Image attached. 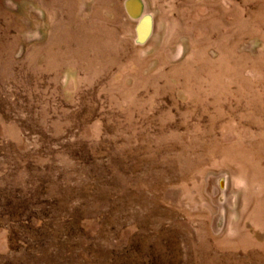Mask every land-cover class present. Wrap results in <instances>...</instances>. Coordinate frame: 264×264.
Instances as JSON below:
<instances>
[{
	"label": "rangeland",
	"instance_id": "374dc122",
	"mask_svg": "<svg viewBox=\"0 0 264 264\" xmlns=\"http://www.w3.org/2000/svg\"><path fill=\"white\" fill-rule=\"evenodd\" d=\"M0 264H264V0H0Z\"/></svg>",
	"mask_w": 264,
	"mask_h": 264
},
{
	"label": "water",
	"instance_id": "95a60500",
	"mask_svg": "<svg viewBox=\"0 0 264 264\" xmlns=\"http://www.w3.org/2000/svg\"><path fill=\"white\" fill-rule=\"evenodd\" d=\"M149 30H150V21H149V18L146 17L145 19H143V21L141 22V25H140L141 37L146 36V34L149 32Z\"/></svg>",
	"mask_w": 264,
	"mask_h": 264
}]
</instances>
